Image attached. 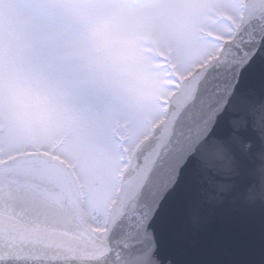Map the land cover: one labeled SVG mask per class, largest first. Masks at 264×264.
<instances>
[{
  "label": "snow or ice",
  "instance_id": "1",
  "mask_svg": "<svg viewBox=\"0 0 264 264\" xmlns=\"http://www.w3.org/2000/svg\"><path fill=\"white\" fill-rule=\"evenodd\" d=\"M14 2L39 8L36 0ZM239 3L204 0L195 23L175 14L174 0L110 5L119 18L137 21L129 38L157 84L142 108L121 96L126 106L36 128L10 100L0 104V194L22 185L33 162L52 161L76 184L79 198L94 183L89 172L97 158L107 165L106 200L91 208L79 235L69 233L74 243L46 245L57 251L45 258L36 252L39 241L0 222V264H109V257L114 264H190L186 248L198 241L180 219H203L198 177L221 147L220 122L264 101V4L244 0L239 11H229ZM188 34L210 40L211 50L194 54ZM257 82L261 90L250 95Z\"/></svg>",
  "mask_w": 264,
  "mask_h": 264
},
{
  "label": "rangeland",
  "instance_id": "2",
  "mask_svg": "<svg viewBox=\"0 0 264 264\" xmlns=\"http://www.w3.org/2000/svg\"><path fill=\"white\" fill-rule=\"evenodd\" d=\"M36 2L39 8L32 12L14 0H0V104L7 98L36 128L67 124L74 115L94 117L105 106H126L121 96L136 107L146 105L157 84L129 38L137 21L119 18L110 7L129 0ZM174 2L180 6L175 14L195 23L196 5L204 0ZM242 2L229 11H239ZM185 43L194 54L212 46L190 34ZM106 167L99 157L90 168L94 183L81 196L88 220L91 208L106 200Z\"/></svg>",
  "mask_w": 264,
  "mask_h": 264
},
{
  "label": "water",
  "instance_id": "3",
  "mask_svg": "<svg viewBox=\"0 0 264 264\" xmlns=\"http://www.w3.org/2000/svg\"><path fill=\"white\" fill-rule=\"evenodd\" d=\"M248 2L264 4V0ZM252 87L250 95L262 85L257 82ZM217 133L221 147L198 177L203 219H180L189 239L198 241L186 248V258L190 264H264V183L253 163L264 157V101L237 118L225 115ZM12 188L10 195L0 194V222L9 230L39 241L36 252L45 258L57 251L46 245L74 243L69 233L79 235L86 219L76 184L59 165L33 162L25 182L13 183ZM88 235L104 242L103 235ZM108 261L114 264L112 257Z\"/></svg>",
  "mask_w": 264,
  "mask_h": 264
},
{
  "label": "clouds",
  "instance_id": "4",
  "mask_svg": "<svg viewBox=\"0 0 264 264\" xmlns=\"http://www.w3.org/2000/svg\"><path fill=\"white\" fill-rule=\"evenodd\" d=\"M256 164V166L258 167V169L261 172V182L264 183V157H262L258 163L257 162H253Z\"/></svg>",
  "mask_w": 264,
  "mask_h": 264
},
{
  "label": "bare ground",
  "instance_id": "5",
  "mask_svg": "<svg viewBox=\"0 0 264 264\" xmlns=\"http://www.w3.org/2000/svg\"><path fill=\"white\" fill-rule=\"evenodd\" d=\"M98 235V234H97Z\"/></svg>",
  "mask_w": 264,
  "mask_h": 264
}]
</instances>
